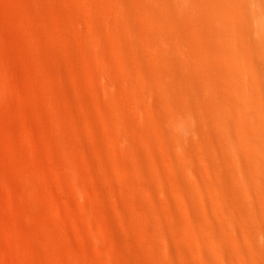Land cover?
Returning a JSON list of instances; mask_svg holds the SVG:
<instances>
[{
	"label": "bare ground",
	"instance_id": "obj_1",
	"mask_svg": "<svg viewBox=\"0 0 264 264\" xmlns=\"http://www.w3.org/2000/svg\"><path fill=\"white\" fill-rule=\"evenodd\" d=\"M46 3L71 14L75 22L86 26V37L77 40L78 50L65 51L73 63L69 77L76 89V95L68 90L57 93L69 105L67 108L78 102L88 110L89 99L82 97L87 91L86 72L79 65L97 59L102 62L99 92L103 99L105 96L100 103L101 111L109 119V127H121L111 136L122 143V152L131 156L135 166L145 173L146 161L139 148L153 153V145H158L167 166L172 167L169 170L174 172H171L174 177L170 176V183L163 178L157 180L167 197L166 214L175 225L170 230L160 227V232L168 235L162 244L166 262L175 264L174 253L182 251L194 254L202 264H264V0H13L17 10L13 8L16 11L13 19L39 43L42 38L34 26L43 23L40 15L45 14ZM0 35L8 34L1 28ZM111 53L118 60L120 81L110 76L115 63L111 62ZM11 73L6 64L0 65V93L2 82ZM125 88L136 104L146 98L149 102L140 119L136 113L134 119L127 117L128 99L124 100L127 92L123 99L120 97ZM140 88L144 91H138ZM58 95H52L57 102L61 100ZM132 102L128 100L129 104ZM131 134L142 141H135ZM100 140L97 139L96 148L102 150L105 143ZM176 150L178 156L174 155ZM150 156L156 161L154 154ZM31 175L25 170L19 175L24 194L31 195L35 190ZM172 196L178 201V212L168 198ZM119 212L122 213L121 209ZM107 226L106 223L104 228ZM181 227L184 232L180 231ZM46 228L49 231V226ZM37 229L35 235L41 234L47 242L49 232L46 234L41 225ZM106 234L116 244L114 256H110L113 264H131L121 238L111 230ZM184 237L186 241L181 242ZM132 239L128 236L127 243ZM71 254L66 264H95L88 254ZM101 254L105 256L102 251Z\"/></svg>",
	"mask_w": 264,
	"mask_h": 264
},
{
	"label": "rangeland",
	"instance_id": "obj_2",
	"mask_svg": "<svg viewBox=\"0 0 264 264\" xmlns=\"http://www.w3.org/2000/svg\"><path fill=\"white\" fill-rule=\"evenodd\" d=\"M11 1L0 0V29L3 28V31L8 34L4 36L5 38L0 35V51L2 52L0 53V65L6 64L13 71L5 83L2 82L3 91L0 93V264H62L63 262L66 264V258H69L71 253L88 254L95 264H113L110 256H114L116 244L106 234L110 230L121 238L119 240L131 264H137L139 261L141 263L138 264L142 262L143 264H168L162 247L168 235H163L160 227L170 230V228L174 229L175 225L166 214L164 204H166L167 197L164 192H161L163 185L158 181L163 178L162 180L170 183L172 180L170 176L174 172L169 170L172 167H169V164L167 166L162 149L158 145H153L152 153L147 148H139V152L146 161L145 173L135 166L131 156L122 152L124 149L122 143L115 140L114 135L111 136L120 126L109 127V119L103 115L100 107V103L105 99V96L103 99L99 92L101 86L99 73L102 70L100 60L98 61L101 63L94 59L89 62L91 65L88 63L79 65V69L86 72L84 81L87 91L85 97H82L84 100L89 99L87 101L90 105L88 110L78 102L67 108L69 105L64 100L62 101L63 96L59 95L65 90L76 95V89L70 79L71 75L69 77V68L73 63L65 51L78 50L77 40L86 37L85 24L75 22L71 14L63 13L64 10H59L46 3L45 14L40 15L43 23L34 26L42 38V43H39L13 19L17 10ZM79 4H77L78 7ZM44 42L46 43L45 49ZM114 58L112 54L110 59L112 63H115L110 69V76L113 80L120 81L118 68H116L118 60H116L117 57ZM82 65L88 69L85 70ZM88 76L90 79L87 78ZM127 84L130 86V83ZM124 90L123 97H120L123 99L126 96L124 100L134 102L129 104L128 100L124 101L127 117L134 119V113H136V118L140 119V113L142 111L146 113V107H149L147 98L146 101L141 100L143 104L141 102L136 104L133 96H129L126 88ZM138 91L143 92L144 89L140 88ZM125 92L127 93L124 96ZM55 94L59 96L58 100L61 97L60 101L57 102V98H53L52 95L55 96ZM71 97L77 99L79 96ZM155 97L164 98V96ZM157 108H160L159 105ZM93 122L97 126L93 125ZM74 125L77 128H73ZM87 127L90 129L87 130ZM71 128H73L72 131ZM109 129L112 132L105 131ZM72 132L74 134H71ZM73 135H76L75 138ZM100 135L103 137H99ZM130 137L137 142L142 141L135 134H131ZM97 139H102L100 143H105L102 150L96 148ZM81 140H83L82 143ZM95 149L98 151L95 152ZM151 153L156 157V161L151 159ZM177 153L176 150L174 155L178 156ZM107 155L110 160L107 159ZM129 169L132 170L129 171ZM24 170L33 174L31 176L35 179V190L31 195L23 193L25 189L20 183L19 177L24 174ZM185 179L188 180L186 176ZM93 182L96 184L94 185ZM168 198L176 211L177 199L174 196ZM156 207H158L157 210ZM106 223L109 226L104 228ZM124 223L126 227H129L125 228ZM37 225L44 227L46 234L49 232L47 242L43 241L41 234L40 236L35 235V231L38 230ZM45 225L49 226V231ZM31 226L36 229L31 231ZM181 230L184 232L182 227ZM128 236L133 238L129 244L127 243ZM184 239L185 237L181 242L186 241ZM194 247L195 250L198 249L196 245ZM100 250L105 255L104 257ZM134 253L135 255H132ZM174 255L175 264H185L186 261L191 260L193 264H202L191 253L176 251Z\"/></svg>",
	"mask_w": 264,
	"mask_h": 264
}]
</instances>
